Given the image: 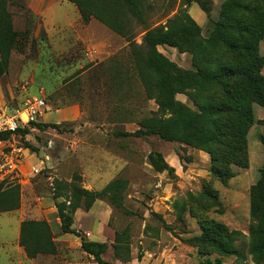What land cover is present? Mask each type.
I'll return each instance as SVG.
<instances>
[{"label":"rangeland","instance_id":"374dc122","mask_svg":"<svg viewBox=\"0 0 264 264\" xmlns=\"http://www.w3.org/2000/svg\"><path fill=\"white\" fill-rule=\"evenodd\" d=\"M180 1L146 0L149 20L164 25L177 14ZM207 1L211 2L210 14L199 26L203 39L224 0ZM76 9L64 1L44 19L30 13L26 0H13L8 7L13 29L21 35V50L11 54L0 77V110L21 111L38 95L46 108L42 116L24 126L26 132L7 138L30 165L23 183L16 180L17 194L0 189V209L3 201L15 200L18 206L10 212L27 220L37 218L34 211L39 207L53 208L59 218L57 206L63 207L71 218V242L81 245L83 239L104 244L100 258L106 264H206L218 255L204 252L192 240L200 236L203 221L213 220L234 234V245L241 252L239 257H221V264H264L257 263L249 251L250 229L255 224L250 190L264 165V125L260 124L264 107L252 106L255 123L247 133L248 168L231 166L234 176L227 186L222 185L210 174L207 153L158 135L135 134L141 121L159 116L155 115L157 106L146 100L133 72L124 70V66L130 68L127 45L103 60L85 55L91 48L103 53L90 41L87 23ZM133 31L139 45L142 33L136 26ZM259 50L264 53V40ZM157 51L179 68L190 69V54L175 48L170 52L164 46ZM113 57L120 59L121 69L109 61ZM122 76L123 86L119 84ZM175 100L192 108L184 94H176ZM44 124L56 127L38 126ZM150 154H159L173 171H157ZM31 166L38 170L36 174L30 173ZM111 183L114 190L97 197L87 209L84 198L75 197L76 189L100 193ZM75 205L78 208L70 212ZM49 228L52 237L54 231L56 235L57 228ZM90 262L96 264L93 258Z\"/></svg>","mask_w":264,"mask_h":264},{"label":"trees","instance_id":"16d2710c","mask_svg":"<svg viewBox=\"0 0 264 264\" xmlns=\"http://www.w3.org/2000/svg\"><path fill=\"white\" fill-rule=\"evenodd\" d=\"M73 4L83 23L95 19L127 42L128 64L145 94L157 106L155 115L139 123L136 135L154 134L170 142H179L210 156V174L227 186L234 176L231 166L248 168L247 133L255 123L252 106L264 107V53L259 42L264 40V0H224L218 18L206 38H202L199 25L190 17V4L196 3L208 18L211 2L207 0H181L180 8L164 25L149 20L146 0H65ZM13 0H0V77L6 72L10 56L20 51L21 35L13 29L8 7ZM139 28L141 43L134 39ZM158 46L175 48L179 53L191 56L190 69H181L157 51ZM121 69L120 59L111 58ZM126 77L127 74L123 73ZM124 76L119 82L124 84ZM131 77V76H129ZM131 80V78H128ZM186 95L192 108L175 100V95ZM168 115V117H165ZM31 124V123H29ZM264 125V120L260 121ZM53 127L55 125H38ZM25 128L18 129L15 133ZM23 132H26L23 131ZM15 133H0L7 139ZM264 144V138L261 139ZM152 166L159 172L173 171L159 154H150ZM16 180L0 184L3 193L17 194ZM114 190V183L100 193L81 189L74 191L77 199L84 198L87 209L98 197H105ZM210 196V194H208ZM3 201L1 212L17 208V201ZM251 216L255 224L250 229L249 251L253 259L264 261V165L260 177L250 190ZM78 206H72L74 212ZM61 220V232L73 233L69 228L70 216L57 206ZM201 234L192 241L204 252L218 255L206 264H221V257L241 255L234 245V234L220 222H202ZM78 236V235H77ZM19 244L28 257L38 254H54L57 245L49 225L44 220L27 219L21 223ZM81 250L92 256L96 264H106L100 255L106 246L81 239ZM204 254V253H202Z\"/></svg>","mask_w":264,"mask_h":264},{"label":"crops","instance_id":"0c3cea01","mask_svg":"<svg viewBox=\"0 0 264 264\" xmlns=\"http://www.w3.org/2000/svg\"><path fill=\"white\" fill-rule=\"evenodd\" d=\"M64 1L65 0H26V6L32 15L41 16V18L43 16L45 19L54 6L60 5ZM188 12L199 26H202L207 20L203 11L195 3L189 6ZM71 24L72 23H69L68 25L71 26ZM85 32L90 41L100 46V50H102L103 53L100 55L99 49L91 48L96 51V54L91 59L95 58L98 60V58L102 56V59L99 60H103L117 53L127 45V42H125L123 38L113 33L95 19H91L87 23ZM164 47L170 50V52H174V48ZM42 113L40 116L43 115ZM28 165H30V163L26 160L21 162L18 173L20 184L23 183L25 174H28L26 168ZM33 169L36 168L31 166V174ZM54 212L55 210L53 208L45 209L39 207L38 210L34 211V213L38 214L37 218H33L32 220H44L49 226L56 227V235L55 231L53 232V241L54 243H58L59 247L54 254H38L32 258L27 256L23 247L19 244L20 227L21 223L25 220L24 215L12 212H0V264H94L90 262L92 261V256L87 255L80 249V243L78 245L74 244V242L72 243L69 234L61 233V223L59 218L53 215Z\"/></svg>","mask_w":264,"mask_h":264},{"label":"built area","instance_id":"2783aa9c","mask_svg":"<svg viewBox=\"0 0 264 264\" xmlns=\"http://www.w3.org/2000/svg\"><path fill=\"white\" fill-rule=\"evenodd\" d=\"M96 54L93 49H87L85 55L92 58ZM46 104L41 95L34 96L25 104V108L13 114L0 110V133H15L34 122L45 109ZM22 162L21 149L9 143L8 139H0V184L4 181L18 180ZM37 169L32 170L36 174Z\"/></svg>","mask_w":264,"mask_h":264}]
</instances>
